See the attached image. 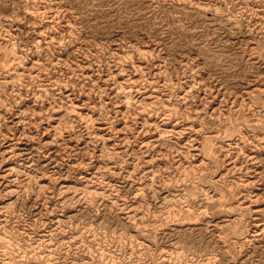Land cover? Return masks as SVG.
<instances>
[{"label": "rangeland", "instance_id": "1", "mask_svg": "<svg viewBox=\"0 0 264 264\" xmlns=\"http://www.w3.org/2000/svg\"><path fill=\"white\" fill-rule=\"evenodd\" d=\"M0 264H264V0H0Z\"/></svg>", "mask_w": 264, "mask_h": 264}]
</instances>
